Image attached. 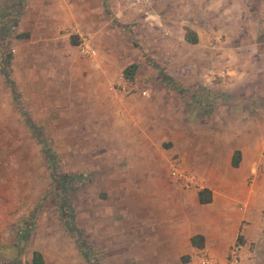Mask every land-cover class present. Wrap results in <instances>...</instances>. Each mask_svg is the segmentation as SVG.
<instances>
[{"label": "crops", "instance_id": "obj_1", "mask_svg": "<svg viewBox=\"0 0 264 264\" xmlns=\"http://www.w3.org/2000/svg\"><path fill=\"white\" fill-rule=\"evenodd\" d=\"M59 1L25 0L24 7L14 4L3 14L8 16L5 22L0 21L5 27L17 20L14 29L4 33L0 30V54L12 53L10 65L15 73H28L35 57L42 66L43 59L49 62L54 57L59 59L63 69L74 65L70 54L75 46L71 45L69 34H62L59 30L68 29V26L72 28L79 23L80 13L76 10L79 6H76V11L73 9L67 14L68 3L62 5ZM57 2L61 7L56 5ZM209 3H213L219 11L216 14L219 23L211 19L207 21L209 17H202L199 12V18L184 21V27L183 22L165 20L164 12L153 8V13L157 15L156 25L169 24L175 29L165 28L168 33L165 32L167 39L163 41L160 36L164 34L161 35L159 31L154 33L149 29L146 33L147 44L156 51L155 56L164 62L166 57L168 65L169 62H180V46L189 45L199 49L207 37L218 39L209 32L215 31L214 35L224 32L231 39L207 55L211 65L208 66L212 68L209 69L211 74L206 76L224 77L217 87L220 89L217 92L219 96L216 95L214 103H211L215 106L213 111L208 110L201 115L200 147L193 138L192 125L189 120L185 121L187 118L183 107L181 104L177 106L176 99L171 98L166 103L170 107L161 109H155L158 108L156 99L151 97L134 95L119 100L110 97L102 99L106 107L104 111L111 113L115 119L114 135L123 136L125 142L129 141L128 146L120 145L116 153L121 154V148H124L126 152L131 150L139 155V161L134 165V169L138 167L139 171H134L133 175L131 173L132 176L114 170L108 176L111 183H114L113 179H121L123 185H135L138 191L135 192L138 199L136 210L129 208L123 211L124 214L121 211L122 219L113 225L114 231H105L104 249L109 264H199V250L205 251L216 264H225L233 245L240 250L239 264H260L259 260L264 264V22L259 27L260 31L254 28L260 24V18L264 19V0H209ZM186 28L195 32L197 43L185 40ZM74 32L78 33V30ZM60 39L69 42L59 45ZM130 53L135 54V50ZM129 54L123 48L113 54L119 59L120 77H123L122 70L127 65L133 61L138 63L135 59L126 61ZM185 56L183 63L179 64H183L181 67L188 72L190 70L187 68L192 66L191 54H188L189 61L186 63ZM102 67L103 73L108 67L111 71L112 63L105 60ZM153 120L156 122L150 128L159 132L157 137L160 140L155 147L151 146L153 135L145 126ZM236 151L239 152L236 157L238 161L233 166ZM151 152L154 155L149 154ZM175 154L182 169L203 176L204 182L198 188L181 189L171 181L166 160ZM118 158L121 157L116 156L113 167L125 170L127 161ZM128 179L133 180L129 183ZM201 188L211 191L210 202L199 203L198 190ZM124 190L127 194L131 192L129 188ZM5 226L0 222V264H30L34 251L41 253L44 264H73L70 255H67L69 252L76 253L80 260L78 251H72L68 246L69 250H66L58 243V236L49 238L52 242L44 243L42 227H10L16 233L13 236L9 227ZM135 226L137 229H134ZM136 230L141 239L137 238ZM68 231L74 236L73 231ZM198 234L204 237V245L200 249L190 241L192 236ZM29 236L34 243L32 241L29 249L23 251L17 242Z\"/></svg>", "mask_w": 264, "mask_h": 264}, {"label": "rangeland", "instance_id": "obj_2", "mask_svg": "<svg viewBox=\"0 0 264 264\" xmlns=\"http://www.w3.org/2000/svg\"><path fill=\"white\" fill-rule=\"evenodd\" d=\"M59 2L62 5L68 3L65 10L67 14L79 6L76 9L80 13L79 23L72 26L73 29L68 26V29L59 30L62 34L78 35V44L73 45L75 47L70 54L74 62L72 67L63 69L57 57L51 58L49 62L43 59L42 66L38 57H35L28 73H15L10 64H4L6 53L0 54V222L9 227L13 236L16 233L10 227H42L44 243H50L53 240L49 238L58 236V243L62 247L69 250L68 246L72 251L79 252L80 260L75 256L76 253L67 254L73 264L78 260L79 264H109L104 249L105 231H114L113 225L122 219L121 211L124 214L123 211L129 208L136 210L138 199L135 192L138 191L135 185H123L121 179H113L114 183H111L108 176L113 170L132 176L134 171H139L138 167L134 169L139 155L131 150L126 152L124 148H121V154L116 153L120 145L128 146L129 141L125 142L123 136L114 135L115 119L111 113L104 111L103 97L112 100L134 95L151 97L156 99L158 108L155 109L169 108V103L166 104L168 100L176 99L177 106L181 104L183 107L187 118L185 121L191 123L193 138L200 147L201 115L208 110L213 111L215 106L211 103H214L216 95L219 96L217 92L220 89L217 87L224 77L206 76L211 74L209 69L212 68L209 67L207 55L231 39L224 32L214 35V31L209 34L218 36V39L207 37L199 49L189 45L180 46L181 63L185 55V63L188 62V54H191L192 66L187 68L190 71L185 72L180 62H169L168 65L166 57L165 62L159 60L155 56L156 51L147 44V30L164 34L159 35L163 41L167 39L164 29H175L169 24L156 25L157 15L152 9L163 11L165 20L183 22L185 27L184 21L199 18V12L202 17H209L207 21L219 19L216 18L219 11L209 0H149V4L140 7L128 6L124 0ZM14 4L24 7L26 3L25 0H0L1 22L8 19L3 14ZM253 11L256 13L255 9ZM258 22L260 24L254 28L260 31L264 19L260 18ZM58 42L63 45L69 40L60 39ZM82 43L91 45L95 53L83 55L79 47ZM120 48L125 49L126 54L135 50V54L130 53L126 60L135 59L139 63L136 62L138 68L132 79L119 76V59L113 54ZM105 60L112 63V68L110 71L108 67L103 73L102 64ZM129 81L132 87L136 85L131 92L123 89ZM164 102L165 105H162ZM29 122L39 128L43 142L35 138V127L31 128ZM155 122L153 120L145 125L153 135L152 147L158 146L160 141L157 137L159 132L150 128ZM116 156H120L118 159L121 161H127L125 170L113 167ZM175 158L180 162L176 154L166 160L169 178L168 168ZM130 180L129 183L132 182ZM123 187L129 188L131 192L127 194ZM70 228L74 236L68 231ZM134 229H137L136 226ZM91 230L94 231L88 233ZM136 232L137 238L141 239L142 236ZM32 241L29 236L17 244L25 251ZM259 263L263 264L260 260Z\"/></svg>", "mask_w": 264, "mask_h": 264}, {"label": "built area", "instance_id": "obj_3", "mask_svg": "<svg viewBox=\"0 0 264 264\" xmlns=\"http://www.w3.org/2000/svg\"><path fill=\"white\" fill-rule=\"evenodd\" d=\"M128 6L140 7L142 5L149 4V0H124ZM80 51L83 55L91 56L95 53L94 48L88 43H82L79 45ZM13 52V51H12ZM134 85L133 87H135ZM128 87V88H127ZM131 86V81L127 82L123 87L127 92L133 91L135 88ZM262 168V167H261ZM169 174L170 179L173 181L179 188L189 190L195 189L200 186L202 182L201 176L192 170H185L179 166L178 159H172L169 165ZM197 260L199 264H216L213 258H211L205 251L199 250L197 252ZM240 261V250L237 245H233L229 252L227 261L225 264H239Z\"/></svg>", "mask_w": 264, "mask_h": 264}, {"label": "trees", "instance_id": "obj_4", "mask_svg": "<svg viewBox=\"0 0 264 264\" xmlns=\"http://www.w3.org/2000/svg\"><path fill=\"white\" fill-rule=\"evenodd\" d=\"M15 21H17V20L15 19ZM15 21H14V23L11 21V23H13V24H11V26L9 25L8 27L7 26L5 27L4 24L0 23V30H2V33L8 32L9 29L11 30L13 27H15L16 26L15 23H17ZM22 35L26 36L27 34H22ZM17 36H19V35H17ZM184 38H185V40L187 42L192 43V44L197 43V41H198V38H197L195 32H193L189 28L185 29ZM78 39H79L78 35H75V34H70L69 35V40H70L71 45H77L78 44ZM11 56H12V54L10 52L6 53V55L4 57V64H6V66H9ZM137 68H138V64L137 63H131V64L127 65L122 70L123 77L126 78V79H132L134 74L136 73ZM172 83L173 82L171 81V84ZM175 88H176V86H175ZM29 123L31 124V128H34L36 126L32 122H29ZM36 127L33 129V132H34L33 134H34L35 138L39 142H43V135L40 132L39 128H36ZM238 154H239L238 151H236L235 154H234V158H233V161H232V165L233 166L237 165V161H238L237 159L238 158H236V157H238ZM50 162H52V161H50ZM211 200H212V194H211V191L209 189L201 188V189L198 190V201H199V203L204 204V203L210 202ZM69 230L72 231V228H70ZM240 240H241V236L238 237V242H240ZM190 241H191V244L193 246H195L196 248H198V249L203 248L204 237L202 235H200V234L194 235V236L191 237ZM79 246H82V244H79ZM90 263H91V261H90ZM30 264H44L43 257H42V255H41V253L39 251H34L33 252L32 260H31Z\"/></svg>", "mask_w": 264, "mask_h": 264}]
</instances>
